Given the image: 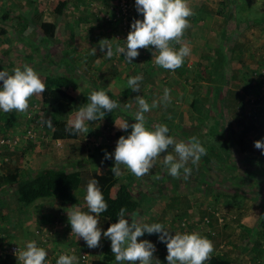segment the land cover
Masks as SVG:
<instances>
[{
  "label": "rangeland",
  "instance_id": "374dc122",
  "mask_svg": "<svg viewBox=\"0 0 264 264\" xmlns=\"http://www.w3.org/2000/svg\"><path fill=\"white\" fill-rule=\"evenodd\" d=\"M219 1L222 0H189V6L193 9L191 16L194 18L191 16L187 18L189 26L180 41L189 44L191 51L179 68L172 71L157 66L153 52L139 53L136 59L145 66V72L148 73L144 98L149 105L153 101L157 102V107L144 114L146 125L151 128L158 124H166L169 135H172L177 142L181 140L188 142L190 138L196 137L202 139L199 140L201 143L207 144L210 139L211 142L216 143V136L209 133L212 130L213 119L216 117L221 132V143L224 146L221 158L217 159L218 161L214 160L206 151L197 164L192 165L190 161L188 162L186 166L191 168V173L187 178L183 172L177 177H172L162 163V156L165 153H161V157L157 159L148 174L138 178L124 165H119L122 174L118 178L125 182L135 199L145 195H150L154 199L149 202L150 210L141 208L127 215L129 222H159L170 232L175 233L178 227L182 226L178 221L185 217L188 221L187 228L184 227L185 232L195 231L212 241L213 252L210 256L221 254L236 264H264V237L260 234L263 228L259 223L260 199L264 198V155H261L260 150L253 144L254 141L264 138V0L234 1L238 5L248 4L246 5L249 7L248 10L246 8L243 12L242 6L236 11L230 6L229 0H225L223 11L218 12ZM118 2L119 0H0V69L11 74L14 68L27 64L38 74L48 72L45 73L48 75L66 70L82 81L83 88L89 91L88 94L99 90V86H102L101 82L97 83L96 79L87 82L91 77L90 70L94 66V59L87 56L81 60L76 54L67 53L80 49L86 53L87 50H94L95 54L96 51H101L99 42L102 39H109L108 43L113 50L123 45L128 33V29H124L122 25L123 20L108 21L113 7ZM127 2L132 6L125 18L130 17L132 20L134 17H142V14H137L135 10L134 0ZM199 7L201 11H198ZM4 11L9 14L6 20L1 16ZM60 12L62 14L58 16ZM53 18H63L65 24L62 25L60 20L62 30L67 25L70 26V38H65L66 35L62 37L61 33L63 35L65 33L61 31L60 26L55 36L45 35L40 28V20ZM238 18L244 21L241 22ZM258 18L260 22H255L254 20ZM74 29L76 33L73 32ZM172 43L176 48L181 46L180 43ZM217 51L221 52L222 57V62L218 66L223 78L221 82H218L215 75L210 72ZM95 55L96 58L99 57L97 53ZM120 57L114 53L113 59L116 60L114 68L124 70L131 68L130 63H124ZM136 59L134 58L133 61ZM66 60L72 69H68L69 66L64 63ZM108 66H111V61ZM149 68L152 70L150 71ZM96 69L94 68V72ZM107 70L108 67L104 68L100 74L107 73ZM108 74L110 75L109 72L106 75ZM161 79H165V82ZM107 82L109 83L108 80H104V83ZM125 84L126 82H121L119 86L123 87ZM165 84L175 85V90L169 91L171 93L169 101H160L159 96L160 98L163 96ZM227 89L233 90V94L227 95ZM114 90L116 95L118 94L117 98L122 109L120 112L123 115L119 116L120 120H128L129 124L134 123V115L138 107L136 100L129 96H121V92L119 93L121 88ZM195 102L198 103H196L199 106L198 110L194 109ZM41 108L42 115L46 116L47 112L43 109V105ZM13 112L15 115H21L19 111L13 110ZM26 113L22 112V115ZM0 114L7 113L0 111ZM197 117L202 121H197ZM21 122H24L23 117ZM92 125V123L87 125L86 135L80 133L81 145H75L76 151L74 150L75 153L72 155L73 158H77L81 166L85 160L92 162L90 159H96L98 163L94 165L100 169L99 161L104 152L111 154L112 146H115L116 142L110 143L109 147L106 144H99L102 137ZM130 131L129 128L122 133L127 135ZM2 144L4 143L0 141V152L3 150ZM97 145L102 147L96 148ZM99 148L102 154L97 152ZM169 152L175 156L171 146ZM35 157L37 161L39 157ZM12 158L17 159V157ZM109 159L103 162L114 165V161L108 162ZM14 185L16 184L0 187V208L8 209L9 224H18L10 226L15 234L22 231V226L27 229L33 227L25 220L30 217L28 215H34V212L27 210H31L33 204L42 202L39 200L43 198L30 205L20 204L14 197ZM43 204H37L41 206V211L44 210ZM49 204L53 208L51 217L55 218L60 212L65 216V209L55 207L53 198L52 201L49 199ZM207 207H211L215 213V215L209 214L208 220L204 219ZM80 208L83 211L87 210L86 206ZM249 216H253L256 220L252 225L254 232L250 236L246 234V227L241 224V221ZM65 218L67 219L66 216ZM2 219L0 212V225L3 223ZM24 221L26 224L19 225ZM104 222L100 217L99 226L102 230ZM40 225L41 221H38L36 228ZM190 225L195 227L192 228ZM2 229L3 227L0 226V230ZM157 235L146 233L137 239L138 241L147 239L154 244L158 241ZM4 236H9L11 246L17 247L18 250L23 248L10 232L0 237L3 242L0 244V249L5 244L4 253H8L9 248L7 247L9 242L4 243ZM54 237L55 235H52L49 245L56 246L58 250L64 248L63 243L56 242ZM107 244H109L107 250L101 248L102 245ZM72 245L77 249H85L80 248L81 246L74 241ZM162 245L165 247V244ZM85 250H88L87 246ZM88 252L87 261L78 260V264H117L110 249V241L103 236L100 246L90 248ZM8 254L16 259L15 255ZM163 254L167 255V253ZM15 259L12 260L13 264Z\"/></svg>",
  "mask_w": 264,
  "mask_h": 264
},
{
  "label": "clouds",
  "instance_id": "9594fccd",
  "mask_svg": "<svg viewBox=\"0 0 264 264\" xmlns=\"http://www.w3.org/2000/svg\"><path fill=\"white\" fill-rule=\"evenodd\" d=\"M134 7L137 14H142L140 17L142 19H134L130 23V27H127L126 39L123 40L124 44L116 47V53L119 56L123 54L125 61L133 63L132 61L139 55V52L146 54L139 49L154 46L153 56L157 66L172 71L179 68L191 51L189 44L180 41L185 29L189 26L187 18L193 15L189 0H134ZM113 9L111 18L108 20L110 22L115 17ZM121 17H116L113 22L117 19L122 20ZM108 41L109 39H102L99 44L101 51L106 48L105 55L111 57L113 51ZM172 42L180 43L181 46L176 48ZM142 79V75L131 76L127 80V85L132 91L138 92L139 82ZM44 90L45 84L39 78L38 73L27 64L14 68L11 74L0 69V111L4 113L13 110L24 112L28 108L29 98L34 94L43 93ZM161 99L162 101L170 100L167 88L164 89ZM88 101L69 121V127L73 132L86 135L89 121L103 118L106 112L110 113L119 106L117 101L112 99L103 88L92 91L88 96ZM136 103L138 107L135 111L134 123L129 124L128 120L120 124L114 123L121 130L126 131L130 128L131 131L126 136L122 135L117 139L111 154L104 152V159L114 160V165L111 167L113 174L120 176L122 172L118 166L124 165L127 170L139 178L148 174L157 159L161 157V153H165L162 156V163L166 166L168 174L177 177L183 172L187 178L191 173V168L186 165L189 161L192 165L197 164L201 156L206 154V148L196 137L190 138L188 142L183 140L177 142L172 135H169V128L166 124L148 127L144 114L157 107V102L153 101L149 105L144 98L138 96ZM42 124L53 127L51 119L43 118ZM253 144L260 150L261 155H264V138L254 141ZM169 146L175 156L170 154ZM83 199L86 202V211L72 206L67 212V221L71 227L70 234L74 233L76 239H82L88 248L100 246L102 236L107 238L117 264H152L155 245L147 239L139 241L137 239L146 233L158 234L157 240L165 244L167 264H204L210 259L213 243L207 237L195 231L173 233L159 222H129L124 207L120 208L116 221L110 223L106 230H102L99 226L100 214L107 211L108 205L99 187V182L95 178H90L85 185ZM59 227L57 225L55 230H50L51 234L48 235L47 242ZM39 229L36 228L34 231L38 244L35 240H30L19 250L18 255L16 251L15 255L20 264H78L79 254L83 251L88 252V250L77 249L74 245H68L64 249L71 247L73 250L70 254L61 253L59 255L64 249L52 250L54 246L50 248L47 242L42 246L39 244V236L36 234ZM46 244L47 249L44 248ZM4 246L5 244L1 247L2 250ZM10 246L11 243H8L7 247ZM47 250L51 255H48ZM52 257L53 263H51ZM155 261L160 264L159 260ZM14 264H16V259Z\"/></svg>",
  "mask_w": 264,
  "mask_h": 264
},
{
  "label": "crops",
  "instance_id": "0c3cea01",
  "mask_svg": "<svg viewBox=\"0 0 264 264\" xmlns=\"http://www.w3.org/2000/svg\"><path fill=\"white\" fill-rule=\"evenodd\" d=\"M61 14H62V12H60L57 15L60 16ZM60 20H61L62 25L65 24L63 18H61V19L53 18V19H47V20H40V22L41 21H47V22L54 24L56 26V28H55V31H56V30H59ZM60 28H61V26H60ZM18 30H19V28H18ZM61 31L65 33L64 35H63V33H61L62 37H64L66 35L65 38H70V34H69L71 32L70 26L67 25L66 27L63 28V30L61 28ZM73 32L76 33V29H74ZM107 35L108 34H106V36ZM115 37H117V36H115ZM114 50L112 49L113 54L111 57H108L107 55H105L106 48L102 52L96 51L95 54L97 53V55H99L98 58H96V55L94 54L93 51H89V50H87V53H86V51L83 52V50H80V49L77 51H69L68 52L69 55L72 53L76 54L77 58L81 59V60L86 58L87 56H90L91 59L92 58L94 59V66L90 70L91 77L88 78L87 82L90 83V81H92L93 79H96L97 83L101 82L102 86H99L100 87L99 90H101V88H103V90L112 99L116 100L118 105H119L118 108L113 109L114 113H115V119L113 120V122L111 124L108 123L107 121H105L103 118L97 119L96 121H89L88 122L89 124L90 123L93 124L92 125L93 129L94 130L97 129L100 136L102 137L101 138L102 140L100 141L99 144H101V145L106 144L108 147L110 146V143L116 142L117 139L121 135L126 136L124 133H122L123 130H121L118 126L115 125V124H120L123 121V120H120L121 118L119 117L120 115H123V114L120 112L122 110L121 105H120V102L117 98L118 94L116 95V92H114L115 91L114 89L121 88L122 90H124L125 88L128 87L127 80L129 77L135 76V75H142L143 79L139 82V91L134 92V91L130 90L128 96L132 99H135V100H136V97H138V96L144 98L145 97L144 87L146 86V83H147L146 80H148L147 76H146V74H148V73L145 72V70H146L145 66L141 65L139 60L136 58H135L136 61H132L133 63H130L131 68H128L126 70H124L122 68H120V69L116 68L115 69L114 68V65H115L114 61H116V60L113 59V55H114V53L116 54V56H119V55ZM100 54L103 56V58H102V56L100 57ZM120 58L122 61H124V63L127 62L123 59V54L121 55ZM106 59L111 61L110 67L108 66L109 61ZM65 62H66V64L68 63L67 60L64 61V63ZM85 62H87V61H85ZM134 65H136L139 69H141V71ZM67 66H69L68 69H72L70 64H67ZM106 67H108L107 73L109 72L110 75L109 74L106 75L107 73H104V72H102L100 74V71H102ZM94 68H97L95 72H94ZM151 70L152 69H150V71ZM45 73H48V72H40L42 77L48 76V75H45ZM63 73L70 75L69 74L70 72L67 73L66 70H64ZM104 75H106V76H104ZM70 76L75 79V82L77 85L75 90H71L70 93L75 97L77 102H79L81 104V106L84 107L87 104L86 102L88 101L89 91H87L86 89L83 88L84 84L82 85V81H79L77 78H75L72 75H70ZM102 78L104 80H108L109 83L108 82L104 83V80ZM161 80L163 82H165V79H161ZM121 82H123V83L126 82L125 86L120 87L119 85H121ZM83 83H84V81H83ZM165 88H167L170 92H172L175 90V85L168 86L165 84ZM121 91H119V93ZM169 96H171V93H169ZM161 98L159 96L160 101L162 100ZM39 105H40V107H42V105H43V107H44L43 109L47 112L46 116L42 115L43 110H42V108L40 109ZM39 109L41 111L38 113ZM131 109L134 110V108H131ZM78 110H75V111H78ZM24 112L25 113L27 112V113L25 115H22V112H20L21 115H15V113L13 111H11L5 115L0 114V141H2L4 143V144H2L3 150L0 152V163H1L0 173L3 175H7V174L11 175L10 178L12 180L14 179L13 184H16V185H14V188H13L14 192H15L16 187L18 186L20 181L25 180L29 175L36 173L40 169L51 168V167H56L58 169H62V170L67 171V172L78 171L79 177H80V186L73 192V199L74 200L72 202H66L64 204L55 197L43 198V200H39L42 202H38V203H44L42 205L44 207L43 211L40 210L41 206L37 205L38 203H35L38 200L33 202L35 204H33L32 209L27 210V212H34V215H28L30 217L26 218V220H25L27 223H31L33 227L32 228L29 227L31 229H27V227L22 226L23 227L22 231L17 232V234H14V230L11 229L10 226L18 225V224L17 223L9 224L8 221H10V220L7 219V214L9 212L8 209L5 210L4 208H0V212L3 216V219L1 220V221H3V223L0 225L3 227V229L0 230V232L2 233V235H0V237L3 235H7L11 232L14 235L17 243H19L20 246L24 247L26 245V243L30 240H35L36 242L38 241L37 238L34 236V231H33V228L36 229V225H37L38 221H41V225L37 227V228H40L38 230V232L41 235L40 238H42V236H44L43 234H47L51 230L50 225L53 222L65 221L67 226L65 228H62L60 226L59 227L60 231L55 232V234H54L55 237L53 239L56 242L57 241L60 243L62 242L64 248L68 245H72V243L74 241L75 244H78L81 246L80 248L86 249L85 242L80 238L76 239V236L74 233L71 234L69 237V232L71 231V227H70L67 219L65 218V216L67 217V212H69L71 210L69 207H72V206L73 207H78V206L79 207H83V206L85 207L86 206V202L84 201L83 197L85 195V185L87 184L88 180L90 178H93L94 174H101V169L109 167V166L112 167L113 165H110L108 163H104L103 161L106 159H104V155H103L99 161V163H101L100 169H98V166L94 165L96 162L98 163V161L96 159H90L92 162L85 160L81 166L80 163L77 162V158L76 157L73 158V155H72L75 153L73 151L74 150L76 151L75 145H78V146L81 145L80 144V141H81L80 133H76L75 138H66V139L53 138L51 135L52 127H47V126L42 124L43 118L44 119H51V117H50L49 108H46L42 102L41 94H34L29 98V100H28V111L26 109ZM37 113H38V115H36ZM75 113L72 114V116L69 118V121L74 118ZM21 116L24 118L23 123L21 122L22 121ZM16 134H17V136H16ZM76 142H78V143L76 144ZM101 145L100 146L97 145L96 148L102 147ZM20 146H23V147L20 148ZM112 147H113L112 148V152H113L115 146H112ZM97 152L102 154V151L100 148L98 149ZM35 156L39 157V159H37V161H36ZM12 157H17V159H14ZM111 159L108 160L109 163H112L114 161ZM110 160H111V162H110ZM18 173L22 175L20 177V179H18V176H17ZM202 181H203V179H202ZM206 184L208 185L209 183H206ZM5 186H7V184H5L4 187ZM15 195L16 194H14V197H16ZM140 197H142V196H140ZM143 197L147 201L146 205H148L144 209L150 210L151 207H150L149 202L153 201L154 199L150 195L149 196L145 195ZM52 198L54 199V202H55L54 206L55 207L65 209V211H66V212H64L65 216L62 214V212H60V214H58L55 218L51 217V213L53 212V208H51V206L49 204V199H50V201H52ZM35 205H37V206H35ZM259 207H260V213L263 214L261 205H259ZM139 210H141V209H139ZM206 210H207V214L204 215L205 216L204 219L208 220L207 216L209 214L215 215V213L212 211L211 207H207ZM14 211L16 212L17 210H14ZM60 211H63V210H60ZM25 214H27V213H25ZM16 215H18V214H16ZM261 218L262 217H260V220H261ZM102 219L104 220V218H102ZM185 219L186 218L183 217V218H180V220L178 221V223L180 225H182L181 223H183L182 226L178 227V231H180V232H183L184 227L187 228L188 221ZM25 221L23 223H19V225L26 224ZM105 222H104V224H105ZM255 222H256V220L253 216H251V217L249 216L247 219H243L241 221V224L244 227H246V229H247L246 230L247 235L250 236V234H253L254 231L252 230V225ZM190 226L192 227V225H190ZM193 227H195V225ZM248 230H249V233H248ZM262 231L260 232V234H261V237H264V233H262ZM184 232H185V230H184ZM8 238H9V236H4V243H6V241H8L9 243H12L10 240H8ZM64 238H67V239L64 240ZM2 243L3 242L0 240V244H2ZM47 243L48 244L51 243V237L48 239ZM37 244H38V242H37ZM154 245H155V249L157 248L158 250H155V252L153 253V259L154 260L152 261V264H157V261H155V260H159L160 264H167V261L165 260L166 254H163V253H167L166 248L163 247L162 243H160L159 241H156L154 243ZM108 246H109V244L102 245L101 248L107 250ZM46 247H47V244L44 246V248H46ZM51 247H52V245H50V248ZM64 248H62V249H64ZM85 249H81V250H85ZM89 250H90V248H88V251ZM47 252H48V255H50L48 250H47ZM52 253H53V251H52ZM99 258H98V260H101ZM13 259H14L13 257H10L8 254L3 253V250L0 249V264H13V262H12ZM52 259H53V257L51 258V260ZM227 259L230 261V264H236V263H233L230 258L227 257ZM53 262H54V260H52L51 263H53ZM99 264H101V263H99Z\"/></svg>",
  "mask_w": 264,
  "mask_h": 264
},
{
  "label": "trees",
  "instance_id": "16d2710c",
  "mask_svg": "<svg viewBox=\"0 0 264 264\" xmlns=\"http://www.w3.org/2000/svg\"><path fill=\"white\" fill-rule=\"evenodd\" d=\"M234 1L238 2V0H229V4L230 6L234 7L236 11H238L241 6L243 7L241 8L243 9L242 12L245 11L246 8L248 10L249 7H246V5H248L247 3L238 5ZM225 4V0L219 1L220 9L218 10V12L223 11ZM198 11H201V7H199ZM1 16L4 20L9 18V14L7 11L2 12ZM191 18L194 17L191 16ZM238 19L241 22L244 21L243 19L241 20V18ZM254 21L260 22L259 18ZM39 25L41 30L46 35H56V26L54 24L47 21H41ZM221 62V52L217 51L215 63L213 62L211 64L210 72L215 75V79L218 82H221L223 80L221 73L218 71V66ZM39 78L45 84V90L40 94L44 106L46 108H49L50 110V117L53 123L51 133L52 137L56 139L75 138L77 132H73L70 129L69 118L72 116V114L77 112L75 110H78L80 107H82L81 104L77 102L75 97L70 93L71 90H75V88L77 87L75 79L70 75L63 73L62 71H58L53 74L49 73L46 79L42 77L41 74H39ZM130 90L131 89L127 87L122 90L120 94L126 97L128 96ZM233 92V90L227 89V95L233 94ZM196 103L197 102L194 103L196 106L194 107V109L198 110L199 106H197ZM103 119L111 124L115 119L114 110H112L110 113L106 112ZM196 120L202 121V119L199 117H197ZM213 120L214 122L211 126L212 130H210L209 133L216 136V143L211 142L210 139L208 140L207 144H205V142H202V144L206 148L207 153L214 160H217L221 158V151L223 150L224 146L222 145L220 139L221 132L218 129L219 122L216 117ZM10 176L11 175L8 174L0 175V187L5 184L14 183V179L12 180ZM17 176L18 179H20L22 175L18 173ZM93 178H95L99 182V187L108 205L107 211L100 214L101 217L106 221L103 230H106L110 223H114L116 221L121 207H124L126 209V216L129 214H133L136 210L147 207L146 199H144V197L135 199V197H133L130 193L125 182L119 180L118 176L113 174V172L111 171V166L101 169V174H94ZM79 186L80 177L78 171L67 172L56 167L43 168L36 173L29 175L25 180L20 181L18 186L16 187L15 196L16 199L24 205H30L38 199L50 197H55L65 204L66 202H72L74 200L73 192ZM260 204L263 214H261L262 218L261 220H259V223L263 227L262 233H264V198L260 199ZM55 249H57L56 246L52 248V250ZM204 264H230V261L224 255L214 254L210 256V259L205 261Z\"/></svg>",
  "mask_w": 264,
  "mask_h": 264
},
{
  "label": "built area",
  "instance_id": "2783aa9c",
  "mask_svg": "<svg viewBox=\"0 0 264 264\" xmlns=\"http://www.w3.org/2000/svg\"><path fill=\"white\" fill-rule=\"evenodd\" d=\"M131 6H132V4L131 3H128L127 2V0H119V2L117 3V5L116 6H114V9H113V11L115 12V17L112 19V22L115 20V18L116 17H119V16H122L121 18H122V25L124 26V28L125 29H127V27H130V23L134 20V19H142V18H133L132 20H131V18H125V16L128 14V12H129V10L131 9ZM141 52H143V53H150V52H154V46H149V48L148 49H143V48H141V49H139ZM182 225H183V223H181ZM57 225H59V226H62V228H65L66 226H67V224L65 223V222H59V223H56V222H54L52 225H51V230H55V228L57 227ZM71 233V231L69 232V235H71L70 234ZM36 234L39 236V244L42 246L43 244H45L46 242H47V238L50 236L49 234H51V231H49L47 234H43L44 236H42V238H40V233L38 232V231H36ZM49 235V236H48ZM73 249L71 248V247H68V248H66V249H64L63 251H61L60 253H59V255L61 254V253H67V254H70V252L72 251ZM155 250H158L157 248L155 249ZM16 251H17V253H16ZM18 252H19V250H18V248L17 247H15V246H10L9 248H8V253H10V254H13V255H15V253L18 255ZM58 255V256H59ZM16 256V255H15ZM79 259H80V261H82V262H85L86 260H87V258H88V252H85V251H83V252H81L80 254H79V257H78ZM16 264H20V261L19 260H17V258H16Z\"/></svg>",
  "mask_w": 264,
  "mask_h": 264
}]
</instances>
